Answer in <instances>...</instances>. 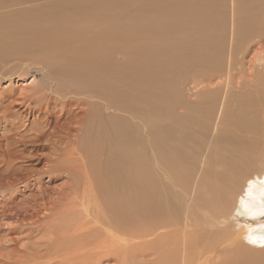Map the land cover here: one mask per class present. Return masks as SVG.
Returning a JSON list of instances; mask_svg holds the SVG:
<instances>
[{
	"label": "rangeland",
	"instance_id": "rangeland-1",
	"mask_svg": "<svg viewBox=\"0 0 264 264\" xmlns=\"http://www.w3.org/2000/svg\"><path fill=\"white\" fill-rule=\"evenodd\" d=\"M263 69L264 0H0V264L172 259L185 193L264 164Z\"/></svg>",
	"mask_w": 264,
	"mask_h": 264
},
{
	"label": "bare ground",
	"instance_id": "bare-ground-1",
	"mask_svg": "<svg viewBox=\"0 0 264 264\" xmlns=\"http://www.w3.org/2000/svg\"><path fill=\"white\" fill-rule=\"evenodd\" d=\"M263 71L264 69L262 70L261 73L260 72L258 73V77L260 78V82H261L260 84L264 86ZM251 83L252 85L256 84V83L253 84V82ZM239 87L242 89V87L244 86L240 85ZM230 88H231L230 85H226L224 90L223 89L222 90L227 95L229 93ZM262 90L264 91V89ZM238 91L236 90V92ZM223 95L224 94L222 93V95L220 96H222V102H225L227 98L223 97ZM212 96L213 95H211L210 97L208 94L207 98L211 99ZM251 97H252V94H251ZM238 108L239 109H238L237 114L239 116L242 114L243 111L240 110L241 109L240 106ZM223 109L221 110L223 111ZM236 153H235V156H236ZM232 154L234 156V153ZM239 157L237 158L240 159ZM242 157L240 159L241 161H243ZM231 162L233 165L234 160ZM226 164L228 163L226 162ZM243 165H245V163ZM247 166H244V167H247ZM211 167L208 166V169ZM203 168H206V167H203ZM224 168L226 169L227 167L224 166ZM211 170L213 169L211 168ZM226 170L224 169L221 170L220 168L217 171H220L221 173H223ZM252 170L253 169H251L250 171L252 172ZM246 171L249 173L248 170ZM246 171L244 170L243 174L239 177V175L236 174L234 169L232 171L227 170L229 174H232V177L229 178V177L220 176L218 178V182H213L214 185L211 187L212 190L210 189V192L206 197L207 201H205L204 199L203 203H198L195 200V197L192 196V194L188 192L185 193L187 196L186 198H188L187 207L182 205L184 206L183 209H185V207L187 208L185 209L186 211L185 216L182 217L181 214L184 212L182 210V213L179 211L180 213H176V215L174 214V211H170L171 213L173 212L174 215L172 218L170 217L171 214L168 217V219L170 218L169 222L171 223V226L172 224L175 226L177 225V228L173 229V231L170 232L169 236L165 238V241H167L168 244H172L176 247L175 249L176 254L171 255L172 259H169L168 256H165L162 254L163 256L161 258L162 259L164 258V259H163V262L160 264H264V255L263 257L261 256V254H264V247H263L264 246V216H263L264 214V164L262 165V168L259 169V172H256L257 170L254 171L255 173H258V174H247ZM207 172L208 171H206V173ZM204 176L206 177V175ZM205 184H203V186ZM174 185H175V188H177V190L181 192H185V188L181 187L179 184L174 183ZM207 190L208 189H206V191ZM226 190H229V192L226 193L225 192ZM131 195H134V194H131ZM177 195H179L178 192H177ZM211 195L214 198H212ZM186 198L184 197V199ZM171 202L173 201L171 200L170 203ZM173 204L174 203H171V206L174 207L175 205ZM176 204H177V201H176ZM165 205L167 204L165 203ZM169 209L171 210V208ZM172 210H175V209L173 208ZM180 216L182 218H180Z\"/></svg>",
	"mask_w": 264,
	"mask_h": 264
}]
</instances>
